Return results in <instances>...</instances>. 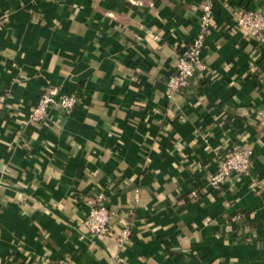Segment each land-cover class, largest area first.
Here are the masks:
<instances>
[{"label":"crops","instance_id":"1","mask_svg":"<svg viewBox=\"0 0 264 264\" xmlns=\"http://www.w3.org/2000/svg\"><path fill=\"white\" fill-rule=\"evenodd\" d=\"M206 1V70L169 99ZM237 8L264 17V0H0V264H264V47ZM45 92L77 104L32 122ZM235 146L249 174L211 188ZM100 203L111 235L90 237Z\"/></svg>","mask_w":264,"mask_h":264},{"label":"built area","instance_id":"2","mask_svg":"<svg viewBox=\"0 0 264 264\" xmlns=\"http://www.w3.org/2000/svg\"><path fill=\"white\" fill-rule=\"evenodd\" d=\"M198 32L188 45L186 51L180 55L174 68L166 81V96L173 99L180 92L187 89L193 79L204 74L206 67L203 61V51L205 49V39L212 29L213 24V4L206 1L199 7ZM7 21L3 17L2 23ZM232 24L243 31L246 35L256 39L264 47V17L256 11L237 8L232 17ZM6 95H0V102H4ZM58 103L62 109L70 110L77 104L76 94L62 96L58 101L48 92L42 93L38 103L31 111L29 119L32 122H42L48 109ZM260 122L264 123V109L257 112ZM216 170L209 178V185L213 189H219L232 175L247 176L252 165V152L249 148L232 147L224 155H219L216 159ZM193 198L197 194L192 192ZM231 222L239 225L241 217H232ZM83 226L90 237H108L111 235L110 211L99 204L96 208H91L83 221ZM130 232L127 228L121 229L118 234V243L122 245L128 239ZM64 264V263H59Z\"/></svg>","mask_w":264,"mask_h":264}]
</instances>
